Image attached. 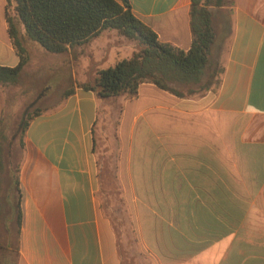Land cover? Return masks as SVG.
I'll return each instance as SVG.
<instances>
[{"label":"crops","instance_id":"1","mask_svg":"<svg viewBox=\"0 0 264 264\" xmlns=\"http://www.w3.org/2000/svg\"><path fill=\"white\" fill-rule=\"evenodd\" d=\"M126 1L159 41L190 48L191 0ZM210 10L215 94L142 84L134 98L99 100L77 84L134 46L103 34L74 61L25 40L29 60L16 86H0V118L42 112L22 147L0 154V264H123L100 196L112 167L152 264H264V0ZM107 35L116 54L103 50ZM19 62L0 0V67Z\"/></svg>","mask_w":264,"mask_h":264},{"label":"trees","instance_id":"2","mask_svg":"<svg viewBox=\"0 0 264 264\" xmlns=\"http://www.w3.org/2000/svg\"><path fill=\"white\" fill-rule=\"evenodd\" d=\"M224 0H191L189 17L191 46L187 51L159 41L157 35L131 12L126 0H5V20L11 44L19 57L14 68L0 67V86H16L29 60L25 40L48 55L70 53L77 61L85 46L103 34L132 43L130 57L99 69L93 82L77 84L99 100L134 98L142 84H151L178 98L217 93L223 68L210 65L215 31L210 8ZM71 91L63 95L67 97ZM42 111L24 112L20 131L11 140V125L0 118V154L5 147H22L29 122ZM12 141V142H11ZM14 141V143H13ZM18 146V147H16ZM5 163V162H4ZM5 169L0 159V177ZM17 184L18 166L15 168Z\"/></svg>","mask_w":264,"mask_h":264},{"label":"rangeland","instance_id":"3","mask_svg":"<svg viewBox=\"0 0 264 264\" xmlns=\"http://www.w3.org/2000/svg\"><path fill=\"white\" fill-rule=\"evenodd\" d=\"M106 37V36H105ZM114 37H110L107 35V38L101 40V44H104L106 48L103 50L109 52L111 54H116L119 51V48L116 47V43L114 41ZM122 40V39H120ZM122 41H119L118 44L122 45ZM125 42V46L133 44L129 42ZM108 43V44H107ZM116 45V46H115ZM122 47V46H121ZM117 50V51H115ZM124 52V50H123ZM121 53L118 55L117 59H126L131 56V54L126 55L125 53ZM111 57V56H108ZM213 55L210 54V65L214 67L215 60L212 58ZM114 65V64H112ZM111 65V66H112ZM89 72H93V69L90 68ZM25 107H22L19 110V114L13 113V115L7 114L5 116L6 122L11 125V133H13L14 140L20 131V121L22 119V113L29 110H23ZM23 111V112H22ZM12 142V141H11ZM14 143V141H13ZM12 145V144H11ZM15 143L13 144L14 147ZM109 176L107 179L103 181V185L100 188V196L102 208L105 211L106 215L111 221L113 228L117 235L118 240V248H119V256L122 258L123 264H152L149 258V255L141 248L140 246V237L137 232H135V222L133 216V208L132 204L127 202L125 198L127 197V191L124 188L118 186L116 179V172L114 169L108 171ZM126 192V193H124Z\"/></svg>","mask_w":264,"mask_h":264}]
</instances>
